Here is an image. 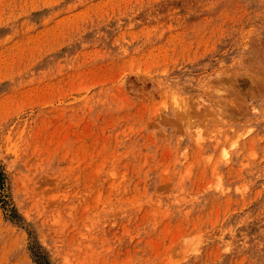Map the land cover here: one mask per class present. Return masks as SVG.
I'll return each mask as SVG.
<instances>
[{"label":"rangeland","instance_id":"374dc122","mask_svg":"<svg viewBox=\"0 0 264 264\" xmlns=\"http://www.w3.org/2000/svg\"><path fill=\"white\" fill-rule=\"evenodd\" d=\"M0 264H264V0H0Z\"/></svg>","mask_w":264,"mask_h":264},{"label":"bare ground","instance_id":"6f19581e","mask_svg":"<svg viewBox=\"0 0 264 264\" xmlns=\"http://www.w3.org/2000/svg\"><path fill=\"white\" fill-rule=\"evenodd\" d=\"M257 79H258V78H257ZM255 81H256V80H255ZM262 91H263V90H262ZM262 91H261V92H262ZM259 93H260V92H259ZM247 132H248V131H247ZM244 133H245V132H244ZM245 135H246V134H245Z\"/></svg>","mask_w":264,"mask_h":264}]
</instances>
